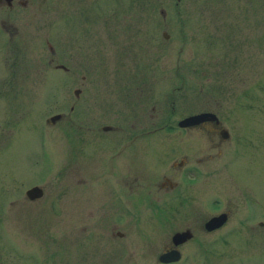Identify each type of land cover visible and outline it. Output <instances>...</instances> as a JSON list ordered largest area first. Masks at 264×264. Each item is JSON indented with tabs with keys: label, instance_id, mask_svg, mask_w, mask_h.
I'll use <instances>...</instances> for the list:
<instances>
[{
	"label": "rangeland",
	"instance_id": "obj_1",
	"mask_svg": "<svg viewBox=\"0 0 264 264\" xmlns=\"http://www.w3.org/2000/svg\"><path fill=\"white\" fill-rule=\"evenodd\" d=\"M49 1L51 18L0 19V56L4 49V64L16 65L12 83L17 80L13 98L0 101L4 123L0 125V264H92L81 259L76 246L77 223L65 226L61 206V152L67 150L64 127L59 133L60 126L50 128L45 119L68 112L74 91L81 90L82 74L103 76L106 82L101 85L107 86L98 90L113 92L117 79L131 74L140 59L162 60L168 68L165 77H188L184 83H175L154 72V91H165L168 111L174 95L172 106L178 111L195 105L231 112L226 118L233 132L243 134V142L234 143L230 164L236 186L226 179L219 191L245 193V210L264 211V0ZM160 10L168 13L166 17L178 12V18L163 20L152 31L147 27L154 26ZM142 16L146 19L138 18ZM47 41L56 50L53 56ZM51 57L53 62L47 65ZM57 63L64 64L67 73L55 69ZM146 74L151 75L144 68L142 75ZM0 75L11 78L2 65ZM90 80L86 79L85 90H94ZM177 84L181 91L170 88ZM76 107L70 115L74 122ZM238 107L250 112L241 115ZM49 130L59 133V138L47 140ZM32 185L43 194L29 201L24 190ZM260 218L264 223V214ZM236 228L230 223L220 232L222 236L211 244L209 264H264V225L254 239L247 229L242 230L246 236L239 237ZM51 238V243L39 246L41 240ZM190 247L194 248L192 243ZM194 260L199 264L204 259L197 253Z\"/></svg>",
	"mask_w": 264,
	"mask_h": 264
},
{
	"label": "flooded vegetation",
	"instance_id": "obj_2",
	"mask_svg": "<svg viewBox=\"0 0 264 264\" xmlns=\"http://www.w3.org/2000/svg\"><path fill=\"white\" fill-rule=\"evenodd\" d=\"M50 6L49 0H0V19L51 18ZM156 14L154 26L147 27L152 31L163 20L177 19L175 15L179 13L166 17L168 13L160 10ZM161 34L166 38L164 32ZM46 43L53 56L56 50ZM4 56L3 49L0 65L10 71L11 78L0 75V101L16 94L13 86L17 80L12 83L16 65L4 64ZM52 59L46 61L47 65ZM139 62L133 65L131 74L117 79L119 85H114L113 92L98 90L107 86L101 85L106 82L103 76L82 74L81 90L74 91L68 112L55 113L58 118L45 123L50 128L60 126L56 130L59 133L64 127L62 138L67 150L59 155L63 160L61 206L65 226L77 223L76 246L81 259L92 264H197V253L204 259L199 264H209L211 244L230 223L237 227L239 237L246 236L242 230L247 229L253 239L264 225L260 218L264 211L254 214L243 208L245 193L219 191L226 179H232L230 183L236 186V172L230 171V164L235 155L234 143L243 142V134L231 129L226 118L231 112L218 107L197 109L193 105L178 111L177 106H172L173 95L168 111L165 91H154V78L157 75L161 79L173 78L169 82L184 83L188 77H165L163 73L168 68L162 60ZM54 68L67 73L62 63ZM144 68L151 75H142ZM87 78L94 90H85ZM189 84L195 90L194 81ZM170 88L181 91L180 84ZM74 104L76 122L70 116ZM149 108L153 112H148ZM238 110L243 115L250 109ZM196 114L203 116L193 123H180ZM0 125H4L2 119ZM49 131L47 140L57 135L59 138V133ZM29 188L24 190L29 201L42 196L43 193L31 200L26 195ZM147 226L158 230L148 233L143 229ZM165 228L171 232L164 233ZM175 232H184L186 238L173 241ZM46 241L51 243L52 238L41 240L39 246ZM169 251H174L178 259L158 260L160 254Z\"/></svg>",
	"mask_w": 264,
	"mask_h": 264
},
{
	"label": "water",
	"instance_id": "obj_3",
	"mask_svg": "<svg viewBox=\"0 0 264 264\" xmlns=\"http://www.w3.org/2000/svg\"><path fill=\"white\" fill-rule=\"evenodd\" d=\"M59 114H55L53 116H50L49 118L46 119V122H54L57 118H58ZM203 114H196V115H192L189 116L187 118H184L183 120H181L180 123H193L196 122L200 119V117H202ZM42 194V190L39 186L34 185L32 187H30L27 191H26V195L29 198H34V197H40ZM214 219H212L211 221H213ZM186 238L184 232H175L172 235V240L173 241H180V240H184ZM178 259V255H176L174 253V251H169L167 253H162L159 255L158 260L161 262H168V261H174Z\"/></svg>",
	"mask_w": 264,
	"mask_h": 264
}]
</instances>
